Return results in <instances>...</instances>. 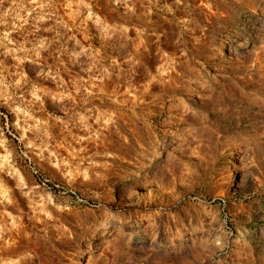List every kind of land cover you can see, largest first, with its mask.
<instances>
[{
    "label": "clouds",
    "instance_id": "9594fccd",
    "mask_svg": "<svg viewBox=\"0 0 264 264\" xmlns=\"http://www.w3.org/2000/svg\"><path fill=\"white\" fill-rule=\"evenodd\" d=\"M0 264H264V0H0Z\"/></svg>",
    "mask_w": 264,
    "mask_h": 264
}]
</instances>
